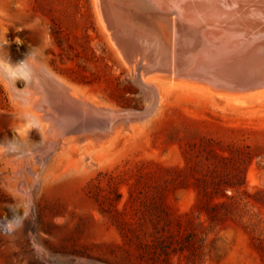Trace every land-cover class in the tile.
Returning <instances> with one entry per match:
<instances>
[{
	"label": "rangeland",
	"instance_id": "1",
	"mask_svg": "<svg viewBox=\"0 0 264 264\" xmlns=\"http://www.w3.org/2000/svg\"><path fill=\"white\" fill-rule=\"evenodd\" d=\"M95 6L0 0V60L33 51L0 70V264H264V92L163 79L145 111Z\"/></svg>",
	"mask_w": 264,
	"mask_h": 264
},
{
	"label": "bare ground",
	"instance_id": "2",
	"mask_svg": "<svg viewBox=\"0 0 264 264\" xmlns=\"http://www.w3.org/2000/svg\"><path fill=\"white\" fill-rule=\"evenodd\" d=\"M95 5L112 44L132 68L135 82L147 89L145 111L158 102L154 84L163 79L231 92H264V0H95ZM92 116L87 119H96Z\"/></svg>",
	"mask_w": 264,
	"mask_h": 264
},
{
	"label": "clouds",
	"instance_id": "3",
	"mask_svg": "<svg viewBox=\"0 0 264 264\" xmlns=\"http://www.w3.org/2000/svg\"><path fill=\"white\" fill-rule=\"evenodd\" d=\"M31 54L32 53H29L27 56ZM26 58L17 63L16 70H13L10 65H5L4 61L0 60V70L6 71L9 77H16L17 75H20L24 79H28L30 76L31 70H30L29 64L26 62Z\"/></svg>",
	"mask_w": 264,
	"mask_h": 264
},
{
	"label": "trees",
	"instance_id": "4",
	"mask_svg": "<svg viewBox=\"0 0 264 264\" xmlns=\"http://www.w3.org/2000/svg\"><path fill=\"white\" fill-rule=\"evenodd\" d=\"M204 211H205V213H207V215H208L209 217H211L210 213L208 212V211H209L208 208H204Z\"/></svg>",
	"mask_w": 264,
	"mask_h": 264
}]
</instances>
